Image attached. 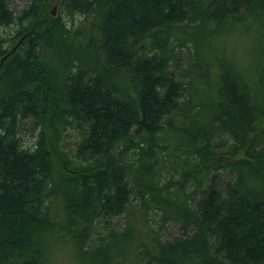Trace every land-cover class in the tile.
Masks as SVG:
<instances>
[{
	"label": "trees",
	"instance_id": "obj_1",
	"mask_svg": "<svg viewBox=\"0 0 264 264\" xmlns=\"http://www.w3.org/2000/svg\"><path fill=\"white\" fill-rule=\"evenodd\" d=\"M60 231L83 264H264V0H0V264Z\"/></svg>",
	"mask_w": 264,
	"mask_h": 264
},
{
	"label": "rangeland",
	"instance_id": "obj_2",
	"mask_svg": "<svg viewBox=\"0 0 264 264\" xmlns=\"http://www.w3.org/2000/svg\"><path fill=\"white\" fill-rule=\"evenodd\" d=\"M12 3L15 5H19L20 0H12ZM53 6L56 7V14L59 11L58 4L57 6L53 3L49 5L48 11H52ZM74 20L76 22H81L83 20V17L76 16ZM12 29L13 28L11 26L1 28L2 36H9L12 33ZM237 41L238 40L234 39L233 37L228 39L227 51L229 58L232 59L233 55L235 57L239 55L240 61L246 62V68H248V63L251 64L253 62L252 59L254 58V52H256L257 50L254 48V44L252 43L243 44L239 41L240 43L238 44ZM189 59L190 55L187 52L182 51V54L180 53L177 59L178 61L173 64L177 76H179L180 73L183 72V68L187 67ZM24 139H26V144H31V140H29V135L24 136ZM77 140V135L75 133H70L69 136H67L65 142H62V146L65 147L67 150L71 151L74 149ZM105 222H107L108 225H106ZM124 223L125 221L123 216L112 217L110 219H107L106 221H101V223L97 226V230L100 233H105L106 228H108V226L114 227L115 229L119 230L124 225ZM181 232L182 229L180 228L179 224L168 223L160 232V236L162 239H171L174 236L180 235ZM65 235L67 234H64L62 231H60L54 234L53 236L48 237L49 250L47 252L46 264H83L76 255V251L74 249L71 237ZM136 251V248L133 247L131 251L127 253L125 259L122 260V264H135L134 258Z\"/></svg>",
	"mask_w": 264,
	"mask_h": 264
},
{
	"label": "water",
	"instance_id": "obj_3",
	"mask_svg": "<svg viewBox=\"0 0 264 264\" xmlns=\"http://www.w3.org/2000/svg\"><path fill=\"white\" fill-rule=\"evenodd\" d=\"M55 6H53V9H52V11H51V13H52V15H54L55 14Z\"/></svg>",
	"mask_w": 264,
	"mask_h": 264
}]
</instances>
